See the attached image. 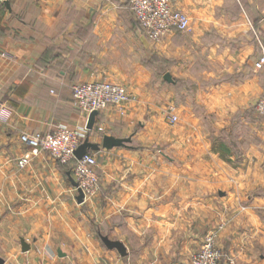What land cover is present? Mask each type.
I'll return each instance as SVG.
<instances>
[{
  "label": "crops",
  "instance_id": "crops-1",
  "mask_svg": "<svg viewBox=\"0 0 264 264\" xmlns=\"http://www.w3.org/2000/svg\"><path fill=\"white\" fill-rule=\"evenodd\" d=\"M170 2L189 27L154 42L129 0H0V101L10 113L0 124L6 198H43L47 191L59 200L65 193L61 165L47 154L31 155L24 167L16 162L29 150L20 134L86 124L88 116L72 104L71 85L103 80L130 94L123 114L101 109L87 132L94 143L104 135L129 138L123 147L89 151L104 157L96 170L102 185L117 170L129 176L115 196L103 192L99 212L102 221L118 218L102 236L121 242L126 255L97 248L80 224L64 220L68 207L59 201L42 233L22 226V217L15 227L6 224V237L13 229L18 234L19 255L3 264H190L201 225L224 212L238 215L220 229L224 255L264 264V117L256 110L264 69H254L264 49V0ZM169 111L178 120L164 137L159 154L166 173L158 175L157 136L141 120L169 122ZM173 166L180 172L172 174ZM173 182L179 189H171ZM208 184L217 196L205 191ZM16 204L10 213H30L27 204ZM21 240L29 246L25 252Z\"/></svg>",
  "mask_w": 264,
  "mask_h": 264
},
{
  "label": "built area",
  "instance_id": "built-area-1",
  "mask_svg": "<svg viewBox=\"0 0 264 264\" xmlns=\"http://www.w3.org/2000/svg\"><path fill=\"white\" fill-rule=\"evenodd\" d=\"M129 9L147 38L159 41L172 31H186L189 27L187 15L172 7L170 0H129ZM254 69H264V49L254 62ZM73 106L88 116L92 111L112 107L120 114L130 100L127 88L120 84L107 81L77 83L70 86ZM257 112L264 117V98L256 103ZM9 109L0 101V121L7 122ZM167 119L175 123L178 118L168 112ZM87 129L74 128L59 124L46 133L20 134V142L29 150L21 156L17 165L24 167L31 155L45 153L63 166H69L84 200L93 197L99 187L96 167L102 166L104 157L97 153H86L81 159H75L74 152L87 137ZM218 230L205 235L199 249L192 255L190 264H224V254L217 245ZM229 264V262L227 263Z\"/></svg>",
  "mask_w": 264,
  "mask_h": 264
},
{
  "label": "rangeland",
  "instance_id": "rangeland-1",
  "mask_svg": "<svg viewBox=\"0 0 264 264\" xmlns=\"http://www.w3.org/2000/svg\"><path fill=\"white\" fill-rule=\"evenodd\" d=\"M150 121L152 128H154V134H156L157 138H156V143L153 145L152 149L153 152L155 151L156 154V160H157V166H156V172L158 175H162L166 172H164V166H162V164L164 163V161L162 160L163 157L159 154V152H164L165 151V140L164 137H166V134L170 135V132L173 129V124L174 123H170L167 122L165 118H154V119H142L141 123L142 125L145 124V122ZM177 123V122H175ZM0 124H6V122H2L0 121ZM88 132V131H87ZM152 134V133H151ZM19 142L20 139L18 138ZM135 143H132V146H135ZM28 151H26L24 154H27ZM96 153V152H95ZM94 153V154H95ZM23 154V155H24ZM22 155V156H23ZM152 155V154H151ZM49 156V155H48ZM50 157V156H49ZM54 160V159H53ZM18 161V160H17ZM55 161V160H54ZM17 163V162H16ZM17 165V164H16ZM164 165V164H163ZM61 168V183L62 184V188L65 190V193H63L61 196H59V200L57 199L58 197H48V192L46 191L44 193V197H39V198H35V197H16V198H6V194L7 192H5V184L4 182H0V258L3 260H10L11 257L15 256V255H19V246L17 245V242H19L17 240V233L16 230L13 229L12 231V236H8L6 237V224H14L13 226L15 227L16 224H18V221L20 220V217H22V220H24L22 222V226L26 227V228H33V232L32 233H42V225H48V223L53 222V217L56 211V208L58 206V202L61 203L63 206L65 205L66 207H68V210H65V221L71 220L72 222H76L78 224H80L81 228H84L85 230V234L88 236H91L92 239L97 242V248H101V249H105V246L102 244L99 235H105V233H110L109 231L106 230L107 227V222H111V223H117L118 222V218L116 216L109 218L108 221L101 220V214L100 209L103 207L104 205V200L101 199V196L103 195V192H105L106 194L110 196H115V193L117 191H119L120 189H123V183L125 181H127V179H129V176L127 174H125V172L123 173V170H117V173H113L111 176H109L107 178V180H105V184L102 185L101 183V178L99 177V187L98 190L96 192V194L91 197L88 198L86 200H84V202L82 204H76L75 203V196L77 195V191L75 188H73L66 177V172H70V167L69 166H60ZM98 167H96L97 170ZM171 167L167 168L170 169ZM2 171V166H0V172ZM180 172V167L179 166H173L172 167V174L175 173H179ZM130 173V171H129ZM170 173V171H169ZM71 174V172H70ZM72 176V174H71ZM73 177V176H72ZM122 183V185H121ZM179 184V182H178ZM163 186V185H162ZM177 183L173 182L172 183V188L173 190L179 189L177 187ZM28 188L29 194L30 195H35L32 191V187L31 185L26 186ZM212 184H208L206 187H204L206 192H211L214 195L217 196V194L215 193V189L212 188ZM26 192V191H25ZM40 194V193H39ZM103 197V196H102ZM57 199V200H56ZM108 199H112L108 198ZM16 201L21 203H25L27 204L29 207V212L30 213H16V214H12L10 213V210L16 211ZM240 200H238V204ZM243 202V200H242ZM70 206H73L74 209H70ZM26 209V208H25ZM238 215H233V214H226L225 212L222 213V215L220 214L219 217H217V214H214L213 216H209V220H207L208 218H206L205 222H203V224L200 227V231L202 233V241L199 245V247L201 246L203 239L205 237L206 234H208L211 231L214 230H218L217 233V245L219 247V232L220 229L222 230L223 227L225 225L228 224V218L230 217H237ZM242 218H244V215H240ZM255 216H259V215H254ZM216 218L219 219L218 222H216ZM215 220V221H214ZM209 222H214L209 223ZM11 225V224H10ZM223 226V227H222ZM87 227V228H86ZM8 234H10V231L7 232ZM125 234V233H124ZM125 238H130L132 237V235L130 233L125 234L124 235ZM95 246V248H96ZM199 247H197V250L199 249ZM92 248V247H90ZM130 248V247H129ZM133 248V247H132ZM174 249L176 247H173ZM220 248V247H219ZM221 251L223 252L222 248H220ZM195 253V252H194ZM192 252L191 256H190V261H191V257L194 254ZM224 254V253H223ZM229 262V264H240L238 262H236V260H234L233 257L227 258L224 255V264H227ZM97 263V262H96ZM5 264V263H4ZM20 264V263H19ZM27 264V263H26ZM46 264V263H45ZM99 264V263H98Z\"/></svg>",
  "mask_w": 264,
  "mask_h": 264
},
{
  "label": "water",
  "instance_id": "water-1",
  "mask_svg": "<svg viewBox=\"0 0 264 264\" xmlns=\"http://www.w3.org/2000/svg\"><path fill=\"white\" fill-rule=\"evenodd\" d=\"M163 79L168 82L171 81L169 74H165L163 76ZM96 115H97V111H92L89 113L85 124V127L88 131L93 129ZM128 141L129 138H116L110 135H104L99 143H94L89 141L88 138L86 137L84 141L75 150L74 156L75 159L79 160L89 151H98L99 149L110 150L115 147H123L125 146V143H127ZM66 175L71 186L75 188L77 191V195L75 196V200L77 204H82L84 202L82 191L78 188V184L71 176L70 172H67ZM100 240L107 249L116 250V252L120 256L126 255V248L121 242L116 240H110L108 237L102 235H100ZM20 243H21V250L23 252L29 249V246L23 240H21ZM59 256L62 255H60L59 253ZM0 264H3V260L1 258H0Z\"/></svg>",
  "mask_w": 264,
  "mask_h": 264
}]
</instances>
